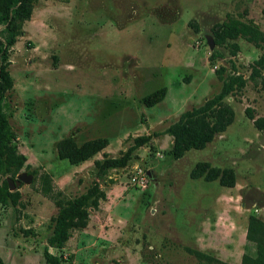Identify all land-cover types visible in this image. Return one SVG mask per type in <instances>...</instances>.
<instances>
[{
    "label": "rangeland",
    "instance_id": "obj_1",
    "mask_svg": "<svg viewBox=\"0 0 264 264\" xmlns=\"http://www.w3.org/2000/svg\"><path fill=\"white\" fill-rule=\"evenodd\" d=\"M3 0H0V5ZM253 19L264 30V0H36L31 18L10 48L14 87L5 113L27 157L13 177L20 206L0 205V257L6 264H49L44 251L57 201L73 198L97 180L95 160L118 157L134 137L163 131L181 113L221 91L222 77L241 73L247 85L228 95L234 122L206 148L172 155L164 134L135 151L125 168L100 179L108 197L91 208L90 222L73 230L60 250L63 264H206L187 248L224 264L254 254L247 239L251 215L264 220V130L246 109L264 116V70L252 78L263 51L244 38L233 55L210 60L208 37L227 14ZM217 47V46H216ZM215 47V48H216ZM167 87L153 107L143 99ZM107 137L109 146L78 165L61 159L59 140ZM232 169L235 185L193 178L198 162ZM137 167L151 171L147 187L133 186Z\"/></svg>",
    "mask_w": 264,
    "mask_h": 264
},
{
    "label": "trees",
    "instance_id": "obj_2",
    "mask_svg": "<svg viewBox=\"0 0 264 264\" xmlns=\"http://www.w3.org/2000/svg\"><path fill=\"white\" fill-rule=\"evenodd\" d=\"M36 0H3L0 5V205L16 208L21 204V193L10 189L9 179L26 165L27 157L20 153L15 144L17 135L5 113L4 100L6 93L14 87V80L10 73V48L16 43L17 37L23 31L24 22L31 18ZM212 34L216 42L210 60L223 57L221 47L228 46L231 53L236 55L240 45L235 42L244 38L260 48L263 53L252 65V78L262 76L264 70V30L253 19H245L228 13L225 20L217 22L212 27ZM224 70V69H222ZM222 70L217 73L223 79L220 92L208 98L203 104L194 106L181 113L178 120L170 124L163 131H154L134 137L128 149L118 157L104 153L103 159L95 160L97 180L87 190L73 198L57 201L58 213L52 217V233L48 237L44 251L49 264H63V255L53 253L51 248L60 250L71 238L73 230L84 229L90 222L91 208L100 207L101 201L108 197L102 189L100 179L104 178L111 169L125 168L134 158L135 151L152 142L154 137L169 134L173 137L172 155L175 159L182 158L191 149H204L218 134L223 133L234 122L236 112L233 106L226 102V97L235 91L242 90L248 82L241 73H233L222 77ZM168 88L162 87L144 97L143 102L153 107L163 101ZM246 113L254 120L259 130H264V116L255 117L253 109L248 107ZM110 144L107 137H97L78 143L75 136H67L57 143L58 156L78 165L94 158L103 152ZM193 178H205L208 181L219 180L222 185H235V172L232 169H222L210 162H198L191 172ZM247 239L254 243L255 253H245L242 264H264V220L251 215L247 226ZM187 250L206 264H224L210 253L188 247ZM0 264H6L0 257Z\"/></svg>",
    "mask_w": 264,
    "mask_h": 264
},
{
    "label": "built area",
    "instance_id": "obj_3",
    "mask_svg": "<svg viewBox=\"0 0 264 264\" xmlns=\"http://www.w3.org/2000/svg\"><path fill=\"white\" fill-rule=\"evenodd\" d=\"M150 181V176L148 172L141 167H137L134 174L131 177V182L133 186L138 188H145L148 186Z\"/></svg>",
    "mask_w": 264,
    "mask_h": 264
},
{
    "label": "water",
    "instance_id": "obj_4",
    "mask_svg": "<svg viewBox=\"0 0 264 264\" xmlns=\"http://www.w3.org/2000/svg\"><path fill=\"white\" fill-rule=\"evenodd\" d=\"M208 43L211 47V49H215L216 47V42L214 40V37L209 36L208 37ZM148 175L151 177L152 176V172L148 171ZM30 180V177H28L26 174H20L18 175L17 179H9V184H10V189H14L17 186H19L22 182H28Z\"/></svg>",
    "mask_w": 264,
    "mask_h": 264
},
{
    "label": "crops",
    "instance_id": "obj_5",
    "mask_svg": "<svg viewBox=\"0 0 264 264\" xmlns=\"http://www.w3.org/2000/svg\"><path fill=\"white\" fill-rule=\"evenodd\" d=\"M213 142V141H212Z\"/></svg>",
    "mask_w": 264,
    "mask_h": 264
}]
</instances>
